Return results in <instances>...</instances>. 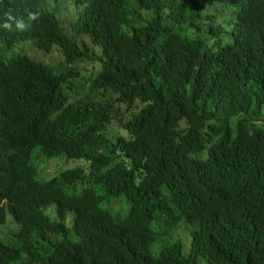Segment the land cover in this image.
<instances>
[{"label":"trees","instance_id":"1","mask_svg":"<svg viewBox=\"0 0 264 264\" xmlns=\"http://www.w3.org/2000/svg\"><path fill=\"white\" fill-rule=\"evenodd\" d=\"M9 215L0 264H264V0H0Z\"/></svg>","mask_w":264,"mask_h":264},{"label":"rangeland","instance_id":"2","mask_svg":"<svg viewBox=\"0 0 264 264\" xmlns=\"http://www.w3.org/2000/svg\"><path fill=\"white\" fill-rule=\"evenodd\" d=\"M208 7L205 6V9H207ZM75 15V13L73 12V8L70 10L66 9V8H63L62 9V17L64 19H67L68 21L71 20V18ZM36 58L38 59H41V60H44L46 61L47 63L49 64H56V65H60L62 64L61 61L62 59L61 58H58L57 56L54 57L53 55H41L39 56L38 54L36 55ZM57 58V59H55ZM112 128L113 126H116V125H111ZM36 152V151H35ZM49 159L47 158H40L38 160V162H41L42 164L46 161H48ZM44 161V162H43ZM76 164L75 162L73 161H70V162H67L65 159H64V156L60 157V158H57V159H53L51 160L50 159V162L48 163L47 165V168L41 173V175L43 177H47V178H50V177H53V175L55 174H58L59 172L63 171L64 169H67V168H71V167H74ZM42 167H44V165H42ZM80 190V185H78V188H77V192H79ZM68 192L70 193L71 191L68 190ZM123 201L125 202V204L127 205L126 209L123 210V211H119V210H114V209H111L110 212L115 214V215H126L129 213V204H127L126 200L123 199ZM122 202V201H120ZM116 203L115 205L116 206H123V205H120L119 203ZM118 207V208H119ZM44 213H47L50 215L51 218H55L56 217V206L55 205H52L50 207H48L47 209L44 210ZM8 219L12 220L13 221V218L12 216H8ZM74 223V215L72 213H69L68 214V217L66 219V224L68 226L72 225ZM178 234L179 236L184 239L185 243L188 244V246L186 247V249L189 248V245L191 243V232H190V228L186 225H182L179 229H178ZM0 238L2 239L1 235H0ZM5 241V240H3ZM201 264H205L204 261H201Z\"/></svg>","mask_w":264,"mask_h":264},{"label":"clouds","instance_id":"3","mask_svg":"<svg viewBox=\"0 0 264 264\" xmlns=\"http://www.w3.org/2000/svg\"><path fill=\"white\" fill-rule=\"evenodd\" d=\"M6 27H8V25H6ZM14 220L13 221L10 220L11 221V226H10V229L7 232H3L2 230H0V235L2 237V240H6V235L14 233L17 230V228L20 230V224L17 222V220L15 218H14Z\"/></svg>","mask_w":264,"mask_h":264}]
</instances>
